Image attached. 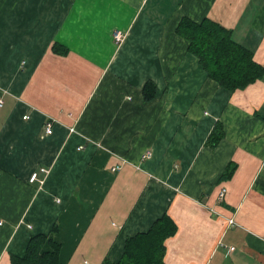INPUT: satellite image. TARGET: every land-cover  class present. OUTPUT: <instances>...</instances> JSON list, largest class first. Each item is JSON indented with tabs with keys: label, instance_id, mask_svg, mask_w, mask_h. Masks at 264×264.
<instances>
[{
	"label": "crops",
	"instance_id": "0c3cea01",
	"mask_svg": "<svg viewBox=\"0 0 264 264\" xmlns=\"http://www.w3.org/2000/svg\"><path fill=\"white\" fill-rule=\"evenodd\" d=\"M182 17L264 67V0H0V264L55 222L63 264L117 260L163 214L161 264H264V72L221 87Z\"/></svg>",
	"mask_w": 264,
	"mask_h": 264
},
{
	"label": "trees",
	"instance_id": "16d2710c",
	"mask_svg": "<svg viewBox=\"0 0 264 264\" xmlns=\"http://www.w3.org/2000/svg\"><path fill=\"white\" fill-rule=\"evenodd\" d=\"M176 32L186 39L187 50L197 57L206 74L229 91L246 87L264 72V67L254 61L252 52L234 40L228 28L209 18L197 22L182 17ZM154 93V83L145 82L142 89L144 99L150 100ZM221 134L222 129L217 124L206 142L215 145ZM224 176L221 174L220 177ZM56 230L55 222L50 233L31 235L22 255L10 254V264H63L60 260V246L52 236ZM175 230L174 221L163 214L147 231L126 238L119 259L106 258L100 264H161L164 240Z\"/></svg>",
	"mask_w": 264,
	"mask_h": 264
},
{
	"label": "built area",
	"instance_id": "2783aa9c",
	"mask_svg": "<svg viewBox=\"0 0 264 264\" xmlns=\"http://www.w3.org/2000/svg\"><path fill=\"white\" fill-rule=\"evenodd\" d=\"M113 38L116 42H119L121 39H122V35L120 33V31L116 30L113 32ZM2 105V99L0 98V106ZM28 115H25L23 116L24 118H26ZM43 129H44V132L46 134H50L52 132V125H51V121L50 120H47V122L44 123V126H43ZM71 131H73L72 128H70ZM81 148V146H78V149ZM150 155V152H146L145 153V158H147L148 156ZM118 166L116 165L113 169H117ZM37 179V172H32L31 175H30V180L33 181V180H36ZM225 193H226V187H221L217 193V198L219 200H222L225 196ZM232 220H230L231 222ZM229 250H232L233 247L230 246L228 248Z\"/></svg>",
	"mask_w": 264,
	"mask_h": 264
},
{
	"label": "rangeland",
	"instance_id": "374dc122",
	"mask_svg": "<svg viewBox=\"0 0 264 264\" xmlns=\"http://www.w3.org/2000/svg\"><path fill=\"white\" fill-rule=\"evenodd\" d=\"M115 167V166H114ZM114 167H112V170H115V169H113ZM111 260V259H110Z\"/></svg>",
	"mask_w": 264,
	"mask_h": 264
}]
</instances>
